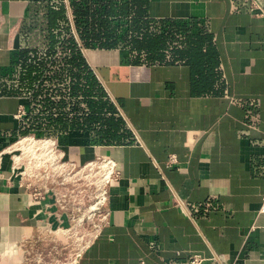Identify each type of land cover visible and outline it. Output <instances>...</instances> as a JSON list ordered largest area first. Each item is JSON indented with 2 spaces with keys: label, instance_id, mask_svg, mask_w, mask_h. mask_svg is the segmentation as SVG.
<instances>
[{
  "label": "crops",
  "instance_id": "crops-1",
  "mask_svg": "<svg viewBox=\"0 0 264 264\" xmlns=\"http://www.w3.org/2000/svg\"><path fill=\"white\" fill-rule=\"evenodd\" d=\"M145 9L208 37L203 72L181 54L138 63L123 43L84 44L71 0H0V150L35 134L57 138L78 164L100 155L118 162L110 223L77 264H189L190 253L218 257L204 264H264V17L245 0H146ZM87 71L93 115L107 99L124 141H104L99 121L75 126L91 112ZM173 154L178 164L169 166ZM11 165L5 154L0 264L67 258L69 246L42 228L68 226L71 209L51 196L33 200L8 179Z\"/></svg>",
  "mask_w": 264,
  "mask_h": 264
},
{
  "label": "built area",
  "instance_id": "built-area-1",
  "mask_svg": "<svg viewBox=\"0 0 264 264\" xmlns=\"http://www.w3.org/2000/svg\"><path fill=\"white\" fill-rule=\"evenodd\" d=\"M249 10L264 17V6L258 0H245ZM22 108L19 116L25 114ZM8 154L12 165L9 180L16 177L35 201L51 196L56 203L72 211L70 223L56 230L43 227V234L55 233L70 245L71 252L65 260L47 264H77L85 251L96 241L110 223V186L122 178L118 162L107 155H100L83 164L66 158L57 138L26 134L0 150V168L3 157ZM178 164L176 155H171L169 166ZM210 206L206 204V209ZM264 211V196L260 208ZM42 260L41 256H38ZM218 257L200 253L188 255L189 264H204Z\"/></svg>",
  "mask_w": 264,
  "mask_h": 264
},
{
  "label": "trees",
  "instance_id": "trees-1",
  "mask_svg": "<svg viewBox=\"0 0 264 264\" xmlns=\"http://www.w3.org/2000/svg\"><path fill=\"white\" fill-rule=\"evenodd\" d=\"M145 3L146 0H124L120 3L114 0H71V7L84 44L100 42L104 47H118L123 43L131 50L133 61L138 63H162L168 54L172 57L175 54H181L194 61L196 65L199 64L198 71L203 72L201 69L208 56L204 51V46L209 41L208 37L185 22H166L149 18ZM64 11V7L61 8L57 17L65 18ZM123 27L125 29L121 32ZM179 44H182L184 48L176 51L175 47ZM71 45L77 48L75 41ZM72 54L74 57L80 56L79 50H72ZM215 56V52L212 51L209 58L214 61V64ZM89 75L87 71L86 96L91 112H88V116L75 126L83 129L92 128V123L99 121L104 125L99 131L104 141H124L126 132L121 131L122 121L106 116L107 111L112 110V105L107 99L103 97V101L96 104L97 113L101 116L93 115L95 108L91 99L93 89L89 87V84L92 85ZM214 75L216 78V73L213 72ZM42 258L44 264L53 261Z\"/></svg>",
  "mask_w": 264,
  "mask_h": 264
},
{
  "label": "rangeland",
  "instance_id": "rangeland-1",
  "mask_svg": "<svg viewBox=\"0 0 264 264\" xmlns=\"http://www.w3.org/2000/svg\"><path fill=\"white\" fill-rule=\"evenodd\" d=\"M56 240H59V241H62V242H64V243H66L67 244V242L65 241V240H63V239H59L58 237H56L55 238ZM69 246V251H68V254H67V258L69 257V253L71 252V250H70V245H68ZM67 258H65V259H67ZM65 259H61V258H59V260H65ZM56 260H58V259H56ZM56 260H53L52 262H54V263H56ZM50 262V261H49Z\"/></svg>",
  "mask_w": 264,
  "mask_h": 264
}]
</instances>
